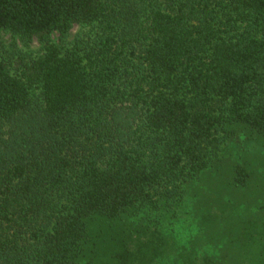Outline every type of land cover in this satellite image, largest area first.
Returning <instances> with one entry per match:
<instances>
[{
    "label": "trees",
    "instance_id": "obj_1",
    "mask_svg": "<svg viewBox=\"0 0 264 264\" xmlns=\"http://www.w3.org/2000/svg\"><path fill=\"white\" fill-rule=\"evenodd\" d=\"M1 32L43 53L0 54V264H159L163 212L264 137V0H0ZM247 228L242 264H264Z\"/></svg>",
    "mask_w": 264,
    "mask_h": 264
},
{
    "label": "rangeland",
    "instance_id": "obj_2",
    "mask_svg": "<svg viewBox=\"0 0 264 264\" xmlns=\"http://www.w3.org/2000/svg\"><path fill=\"white\" fill-rule=\"evenodd\" d=\"M90 30L77 25L65 41H60L58 33L53 34V40L61 48L69 47L77 38L88 37ZM42 53L36 38L23 42L8 32L0 33V54L9 60H30ZM220 156L178 207L163 212L161 226L173 240L174 252L159 264H185L186 257L199 260L207 256L218 264H242L246 256L254 258L251 250H256L252 244L249 248L244 233L252 232L249 223H264V137L249 134L238 141H226ZM235 165L249 172L243 186L234 183Z\"/></svg>",
    "mask_w": 264,
    "mask_h": 264
}]
</instances>
